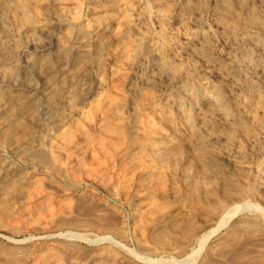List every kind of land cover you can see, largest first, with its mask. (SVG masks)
Here are the masks:
<instances>
[{
  "label": "rangeland",
  "instance_id": "obj_1",
  "mask_svg": "<svg viewBox=\"0 0 264 264\" xmlns=\"http://www.w3.org/2000/svg\"><path fill=\"white\" fill-rule=\"evenodd\" d=\"M249 1L244 6L246 11L241 9V20H244L249 9L264 15V0ZM31 2L41 5L39 0ZM78 2L79 0H61L51 6V13L45 14L42 11L39 27L32 34L34 41L14 39V54L7 63L8 67H15L18 71L16 80L12 82L0 79V93L3 95L0 99V264H177L176 261L185 259L190 253L197 242V236L214 228L215 218L219 213L216 203L222 197L219 187L228 178L243 191L245 197L243 195L242 200L254 207L238 213L223 228L212 234L193 264H264V195L258 193L255 196L251 193V181L244 175L240 178L237 177L239 174L234 176V171L226 161L220 160L219 163L223 179L212 177L213 181L211 177L208 178L210 184H214L210 187L212 193L209 191L213 194H209L212 199L202 194L189 195L179 175L167 174V189L157 199V212L153 215H150V210L147 213V203L142 198L146 195L144 185H140V181L134 177L133 163L137 145L145 134L140 126L146 115L151 116L149 112L158 110L162 105L161 97L166 89L164 84H149L148 78L140 69H129L126 64L116 61L120 46L128 40H135L137 33L150 43L157 42L160 29L156 27L154 20L141 24L143 27L136 22L144 12L151 13V16L162 14L165 18L161 30L166 35V40L164 43L157 42L156 54L163 60L178 65L190 80L200 79L208 83L211 90L221 92L222 101L232 105L233 110L238 112V107L232 104L231 99L239 94L235 83L215 78L212 71L195 56L180 54L185 29L179 25L178 19L184 12V5L190 4L191 13L200 15L201 27L210 35L213 57L223 69L231 72V63L223 58V40L215 27L214 14L217 8L214 0ZM114 2L118 5L117 10L106 22L102 25L92 22L89 16L92 8ZM128 23L134 35L124 40ZM193 28L189 25L186 31H193ZM59 47L67 50L68 62L52 60ZM95 47L102 50L99 56L102 62L99 66L91 63ZM11 48L12 51L13 47ZM45 57L49 59L47 64L42 63ZM259 89H262L259 100L251 101L250 107L257 101L254 110L259 112L257 117L264 121V83L260 82ZM103 98H106L104 104L100 102ZM109 99L125 105L123 116L119 117L111 112L109 120L113 126L125 129L127 139L123 141L124 144L118 142L115 136L107 138L101 133L104 125L102 119H106L104 114L109 112L108 108L113 107L107 105ZM98 104H102L101 111L94 115L92 110ZM196 106L203 109L200 100H197ZM177 115L176 110L170 109V122L165 131V136L173 144L178 140L188 141V133L179 123ZM80 126L84 128L85 138L76 131ZM65 133L74 136L72 143L60 141ZM100 135L105 138L104 150L86 143L89 139L99 140ZM238 137L234 133L233 141L241 145ZM57 146L61 147L54 153ZM214 147L211 146V149L215 150ZM244 149L250 157L249 165L259 161L258 158L260 161L264 159V154L257 155L254 151H248L249 148ZM38 152L49 154V159L53 162L56 159L67 171L65 178L54 175L51 171L53 162L44 166L34 159L33 155ZM129 172L133 174H130L131 178ZM230 198L224 201V211L236 203H243L238 198L233 197L232 201ZM250 222L254 223V228ZM235 225L247 227L244 226L243 241L230 250V247L226 248L220 242ZM68 234L73 235V238L64 237ZM98 238L104 240L96 242ZM233 253L241 255V259L235 258L237 256ZM136 256L146 257L151 262Z\"/></svg>",
  "mask_w": 264,
  "mask_h": 264
},
{
  "label": "bare ground",
  "instance_id": "obj_2",
  "mask_svg": "<svg viewBox=\"0 0 264 264\" xmlns=\"http://www.w3.org/2000/svg\"><path fill=\"white\" fill-rule=\"evenodd\" d=\"M248 1L249 0H214L216 4V8H217L214 14L215 27L218 30V32H220L221 38L223 40L222 42L225 46L224 47L225 52L223 51L224 52L223 58L231 63V67H232L231 72H228L225 69H223L222 65H220V63L217 62V60L213 57L212 50H211L210 35L206 32V30L205 31L203 30L204 29L203 27H201L200 19H199L200 15L198 16L195 13H191L190 4L184 5V10H183L184 12L181 15V17L178 19L179 25L183 27L182 29H185L184 31L185 33L183 34V38H182L184 42L182 45L183 47H180L181 49L180 54L182 53V54L195 56L208 70L210 69L212 71L215 78H218L219 80H224L226 82H231L233 84L235 83L237 92L239 94L238 95L235 94L236 96H234L231 99H232V104L238 107L237 108L238 112H235L233 110V108L231 107L232 105L229 106L228 104H226V102L222 101L223 98H222L221 92L214 90V89L211 90L208 83L203 82L200 79L190 80L186 76V74L180 71L179 69L180 67L179 68L177 67L178 65H173L172 63H169L166 60H163L159 55L156 54V51H158L157 42L164 43V41L166 40L165 39L166 35L164 36L161 30V25H163V21L165 19L163 16H161L162 14L161 15L155 14V16H151L150 15L151 13L147 14L144 12L143 16L136 21L140 25L143 23L149 22L151 20H154L156 22V27L158 26L160 29V31H158L159 38L157 39L156 43H150L149 41H147L146 38H144V36L138 33L135 35L137 37H134L135 40L133 41L128 40V38L131 35H134V33L132 32L133 30L130 24L129 23L127 24V28L124 34V40L127 39L128 41L124 42L120 46V51L117 50L118 53H117L116 61L120 64L122 63L126 64L125 66H127L129 69H140L143 72V74L146 75V77L148 78V82L151 85H156V84L166 85L165 92L162 94V97H161L162 105L160 107L158 106L159 107L158 110L155 109L153 112H149L151 116L146 115L143 120V123L140 126L145 134L144 136H142L143 138L140 139L138 142L139 145H137L138 148L136 149L137 155L135 154L136 158H134V163H133L134 177L136 176L137 181L138 182L140 181V185H142L141 183H143L144 185L143 190L146 191L145 197L142 196V198H145V201L147 203L145 204V207L147 208V213L150 210V215H153L154 212L156 211L155 209L158 206L157 199L159 198L161 193H163V191L167 189V188L165 189V183L168 182V181L166 182V179L168 176L167 174L169 173H172V174L176 173L177 175H179V177L182 180L181 182H183L184 185L186 186V190L189 195L195 196L196 194H202L203 196L205 195L206 197H210L209 196L210 187L214 184H210L211 181H209L210 179L208 180V178L214 177L217 179L219 177L221 180L223 176V175L221 176L220 174L221 172V169L219 166L220 160H224L226 161V163L230 165V167L235 173L234 176L239 174L237 175V177L240 178L241 175H244L251 181L252 187L249 189L251 193L255 194V196L258 193H261L262 195H264V159L260 161V158H258L259 161H255L253 165H249L251 164V162L249 163L250 157L246 149H244V147L249 148V150L247 149L248 151L250 152L254 151L255 154L257 155L264 154V121L260 120L257 117L256 114L257 113L259 114V112L256 113V110H254V105L256 103L258 104V102L255 101V104L253 106L251 105L253 109H251L250 107L251 101L259 100L260 92L262 91V89H259V85H260V82L264 83V15L261 12L255 11L254 9H249L248 14H246L244 20H241L240 19L241 17L240 14L242 13L241 9L242 8L244 9V6L246 5V3H248ZM59 2H61V0H39V3L41 5L38 6V5L33 4L31 0H0V79H2L3 81L16 80L18 71L15 69V67L14 69L11 67H8V63H7L8 61L10 62V59L13 57V54H14L13 53L14 44H15L14 39L18 38V39L26 40L29 42L34 41L32 39V34L35 31V29L39 27L38 22H39V16L41 12L43 11L45 14L51 13L52 12L51 6ZM78 3L80 4L81 0H79ZM115 4L116 3L114 2L111 5H106L102 7L95 6V8H92L89 12V16L92 18V22L98 25H102L104 22H106V20L109 17H111L114 11L117 10L118 5H115ZM189 25L193 26L194 30L187 32L186 30ZM116 43H118L117 40H116ZM11 47H13L12 51H11L12 49ZM101 51L102 50H100L99 47H95V50H94L95 56L93 59H91L92 60L91 63L94 66L101 65L102 61L99 58ZM182 57H185V56L183 55ZM45 58L42 60L43 64H47L49 61L48 57H45ZM52 60L54 62H68L69 56H68L67 50L62 47L56 48L55 53L53 54ZM79 61L82 62L81 59ZM87 63H89V61H87ZM118 68L121 69L122 67L121 68L118 67ZM121 85H124V83ZM1 96L3 95H1L0 93V99L2 98ZM109 100H107L106 102L107 105L111 107L113 106V107L108 108V110L106 109L107 111H109L108 113L106 112L107 114H104L105 111L103 110L104 113L102 114L105 115L106 119H102L104 120V125L102 127L101 133H103L102 134L103 137H107V138L109 136H115L116 140L122 143L123 141L127 139L125 138L126 137V134L124 133L125 129L121 126L120 127L113 126L111 122H109V120H110L111 112H115L119 117L123 116V114L125 113V105L122 103L117 104L113 99H109ZM112 100H113V103H112ZM197 100H200V102L202 103L203 109H200L196 106ZM103 101H106V98L101 99L100 102H103ZM145 102H147V100ZM149 102L150 101H148V103ZM101 107H102V104H98L97 107H94L92 110V114L95 115V113L97 112L99 113L101 111ZM255 108H256V105H255ZM258 108L259 107H257V109ZM139 109L142 111L141 108ZM170 109H174L178 112L177 119L179 123L183 126L185 131L188 133V141L178 140L177 142H174L173 144L171 143L170 140L167 139V136H165L167 124L170 122V119H169ZM76 131L79 132V134L81 133L82 137L85 138V135H84L85 132L82 126H80L78 130ZM234 133L240 137L241 145H239V142L238 144H236L233 141L232 136L234 135ZM103 137L101 136L100 139L98 137L97 139L99 140H95V139L94 140L83 139V140H88L86 141V143L89 142L92 146L97 147L99 150H104L105 142L103 139L105 138ZM61 140L63 141V143H72L74 140V136L70 133H65L64 135L61 136L60 141ZM211 146L212 148L213 146H215L214 147L215 150L211 149ZM59 147L57 146L56 148H54V153L58 151ZM73 149H76V148H73ZM126 151H127V148H126ZM48 155L49 154H46L44 152H38L33 155V158L45 166L49 164L50 161L52 160L51 158H50L51 160L49 159ZM127 158H129V156H127ZM55 160L54 162L57 161ZM52 162L53 161H51V164ZM54 162H53V166L51 167V171L54 173L56 177L62 178L63 176V178H65V175H67V171L63 167H61V165H59L58 161L55 164ZM55 165L56 166L58 165L61 168L56 167ZM88 172H91V171H88ZM130 172H129V176L131 174ZM131 177L132 176H130V178ZM213 181L212 183H214ZM234 183L235 182H232L231 179L229 180V178L224 179L222 181V186H220L221 188L219 187V189H221L220 193L222 194V197H220V199H218L216 203V205L219 208L218 210L219 213H218L217 218L214 217L216 219L215 220L216 224L215 226H213L214 228L206 230V232L202 236H197V239H196L197 242L195 246L190 250V253L186 255L187 257L185 259L176 261L177 264H193L194 261L199 256L200 251L203 249L204 246H206L207 241L210 239L211 236H213L212 234H214L215 232H218V230L223 228V226H225L227 222L232 217L237 215L238 213L246 211V210H252L254 206L253 205L251 206V204L249 205L247 204L245 200H244L245 202L242 200L243 195H244L243 191L240 190V188L238 187L239 185L237 186V184L235 183L236 184L235 185ZM126 187H128V185ZM210 192L212 193V191ZM210 195H213V194H210ZM233 197L242 200L243 203L241 204L236 203L230 208L226 209V211H224L223 209L225 208H223V205L225 204L224 203L225 199L230 198V200L232 201ZM159 211L160 210H158V212ZM147 218H149V216ZM259 222L260 221L258 220L257 224H259ZM247 223L246 225L248 226ZM252 224L254 223H251V225ZM246 225H242V226L235 225L234 227L229 229L227 231L228 233L224 235L225 237L221 240L220 243L222 245H225L224 247L226 246L228 248L230 247L229 249L231 250L238 242H240L244 238V233H245L244 226ZM198 235L200 234L198 233ZM64 237L73 238V235L68 234V235H64ZM262 237H263L262 239H264V235ZM102 240H104V238H98L96 242L102 241ZM260 243H263V242H260ZM237 253H233V255L237 256L235 258L240 257L241 259V255ZM136 257L143 261L151 262L146 257H143V256H136Z\"/></svg>",
  "mask_w": 264,
  "mask_h": 264
}]
</instances>
